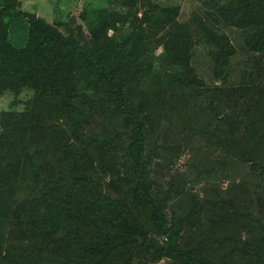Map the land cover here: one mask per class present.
<instances>
[{"label":"rangeland","instance_id":"rangeland-1","mask_svg":"<svg viewBox=\"0 0 264 264\" xmlns=\"http://www.w3.org/2000/svg\"><path fill=\"white\" fill-rule=\"evenodd\" d=\"M128 1L0 0V9H9L3 20L8 24V41L16 48L27 46L31 17L36 16L59 29L68 40L75 38L85 49H92L93 31L108 15L127 13ZM132 1L139 18L153 9L158 13L162 9L177 10L173 25L166 31H157L158 36L145 50L146 57L154 61L150 73L125 89L127 106L138 114L147 131L145 167L153 184V200L169 225L184 220L182 244L200 251L211 264H249L240 246L256 230V220L264 216V183L258 166L229 147H219L209 128L216 120L211 105L215 88L237 92L243 109L251 98L264 91V54L254 52L247 44L248 35L254 30L230 26L221 19L218 9L225 0ZM178 25L187 26L191 35L190 63L203 82L196 90L170 85L166 79L173 71L163 58V39L174 33ZM203 25L226 35L236 50L226 82L217 81L213 75L216 47L205 38ZM129 31V24L118 23L116 30L110 29L109 36L120 39ZM145 60L144 56L140 63L145 64ZM90 77L87 71L82 74L71 93L44 94L32 87L0 92V115L26 116L25 127L30 134L25 166L28 176L79 180L77 204L90 209L89 188L80 181L83 174L72 173L63 158L66 149L75 158L87 153L91 161L84 170L105 195L121 202L126 221L159 243L165 242L151 211L135 208L138 201L126 159L134 134L127 118L107 95L89 84ZM228 103H221L220 110L227 111L232 119ZM235 138L243 141L241 146L253 145L249 135L238 133ZM33 198L34 191L22 186L10 201V208L17 214L25 212L21 205ZM28 205L35 209L31 203ZM226 208L237 210L239 220L246 216L252 221L220 224ZM27 221L25 213L11 221L2 238L0 264H14L17 258H21L17 264H76L79 254L62 235L44 239L35 248L26 237ZM97 222L90 215L83 224L85 231L92 236L103 233ZM122 254H114L102 264H177L170 259L154 262L146 254Z\"/></svg>","mask_w":264,"mask_h":264},{"label":"trees","instance_id":"trees-1","mask_svg":"<svg viewBox=\"0 0 264 264\" xmlns=\"http://www.w3.org/2000/svg\"><path fill=\"white\" fill-rule=\"evenodd\" d=\"M128 5L130 9L127 13L108 15L97 26V30L93 31L92 49H85L75 38L68 40L59 29L36 16L31 17L27 46L16 48L8 41V24L3 20L9 9H0V92H20L25 87H32L44 94L71 93L79 77L87 71L91 76L89 84L99 93L107 95L127 118L128 128L134 134V141L126 156L128 177L138 201L133 207L151 211L165 242L159 243L148 232L126 221L121 202L105 195L94 178L84 170L91 161L87 153L75 158L66 149L63 158L72 173L83 174L80 181L89 188L92 200L90 209L77 204V192L81 188L79 180L68 178L54 181L41 178L38 174L28 176L25 166L29 159L30 134L25 127L26 116L6 113L0 115V255L2 238L8 226L25 213L28 219L27 240L37 248L44 239L62 235L79 254L76 264H102L110 256H121L123 252L139 257L146 254L154 262L170 259L177 264H211L200 251L182 244L184 220L169 225L160 212L159 204L153 200V184L145 167L147 131L125 99L126 87L149 74L153 68L154 61L146 57L145 50L151 40L158 36L157 31H166L173 25L177 10L162 9L158 13L153 9L145 11L139 18L132 0L128 1ZM218 13L230 26L254 30L248 35L247 44L254 52L264 54V0H225ZM118 23L129 24L130 31L126 37L118 39L109 36L110 29L116 30ZM202 32L216 47L213 75L217 81L226 82L230 60L236 50L226 35L216 34L205 25ZM163 43V58L173 71L166 78L168 83L190 90L199 89L203 82L190 63L192 41L189 28L178 25L174 33L163 39ZM144 56L145 64H141ZM237 97V92L215 88L211 105L216 120L209 129L213 130L211 134L219 147H229L233 153L256 164L264 183V91L251 98L244 109ZM225 102H229L228 107L233 111L232 119L227 111L220 110L221 103ZM238 133L249 135L253 143L251 148L241 146L240 142L243 141L240 139L235 140ZM22 186H29L34 191V198L24 201L21 206L25 212L17 214V210L10 208V201ZM226 211L219 218L220 224L252 221L246 216L239 220L235 209L230 208L229 211L226 208ZM90 215L97 219L103 233L92 236L85 231L83 224ZM256 221V230L241 243L240 249L246 254L245 259L249 264H264V216Z\"/></svg>","mask_w":264,"mask_h":264}]
</instances>
